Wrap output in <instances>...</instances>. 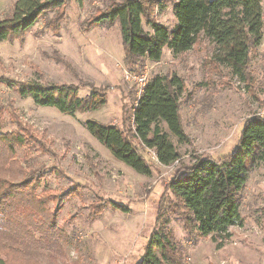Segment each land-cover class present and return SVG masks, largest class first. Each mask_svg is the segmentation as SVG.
<instances>
[{"label":"rangeland","instance_id":"obj_1","mask_svg":"<svg viewBox=\"0 0 264 264\" xmlns=\"http://www.w3.org/2000/svg\"><path fill=\"white\" fill-rule=\"evenodd\" d=\"M16 1L0 0V21L12 15ZM175 1L158 0L150 8V18L172 30ZM62 2L58 11L40 18L21 40L0 41V122L2 132L19 134L27 144L15 150L20 168L53 170L38 182L37 196L68 188H75L77 195L63 204L53 236L27 227L34 238L23 236L25 252L9 248L1 257L7 264H138L153 230L160 228L172 234L180 264H264V161H256L248 171L241 192V220L229 227L228 239L188 238L178 213L169 207L173 197L166 190L169 178L195 157L217 159L235 150L243 121L264 117V33L249 51L244 79L213 61L215 50L204 36L182 54L164 48L158 63L132 62L131 67L146 74L147 81L175 75L184 85L179 115L188 142H179L161 124L180 158L161 166L139 146L153 170L144 176L115 159L85 127L95 121L114 124L125 133L131 130L132 107L140 90L125 79L126 73H132L124 64L119 23L91 26L99 11L119 0ZM261 5L264 12V0ZM45 18L53 24L59 19L57 27L47 29ZM142 27L151 32L143 21ZM29 82L78 86L79 98L94 89L105 104L65 115L35 105L10 87ZM1 155L0 167L5 165L0 174L9 178L19 169L4 163ZM93 204H102L103 212L91 216Z\"/></svg>","mask_w":264,"mask_h":264},{"label":"trees","instance_id":"obj_2","mask_svg":"<svg viewBox=\"0 0 264 264\" xmlns=\"http://www.w3.org/2000/svg\"><path fill=\"white\" fill-rule=\"evenodd\" d=\"M157 2L119 0L99 11L91 21L94 28L111 27L118 21L128 72L140 75L131 67L133 61L158 63L164 48L173 54H182L191 50L199 37L204 36L215 50L213 61L245 78L249 51L258 46L264 33L262 0H176L173 4L176 24L172 30L150 18V8ZM62 6V0H17L12 15L0 21V41L21 40L40 18ZM58 21L53 24L45 18L44 26L55 28ZM142 21L151 32L143 29ZM10 87L21 97L32 99L39 107H51L69 116L96 110L105 104L98 95L100 92L94 89L89 95L79 98V87L73 85L29 82ZM183 88L182 80L175 75L156 76L147 81L132 107L130 132L125 133L114 124L95 121L86 122V130L115 159L138 174L150 176L153 171L151 163L139 146L153 153L156 163L161 166H170L180 158L161 124L166 125L179 142H188L179 115ZM24 141L19 134L2 132L0 122L2 161L9 162L10 167L17 165L19 169L11 172L9 178L4 177L6 173L4 176L0 174V264H7L1 252L4 254L9 248L19 254L25 252L23 236L34 238L27 227L38 234L53 236L57 232V216L63 204L77 195L75 188L52 195H36L38 182L53 170L29 169L26 172L20 168L14 154L16 148L26 144ZM256 161H264L263 116H251L243 121L236 148L228 155L217 159L195 157L189 166L169 178L166 190L173 197L171 202L169 200V207L178 213L188 238L193 241L210 236L216 242L230 237L229 227L241 220V192L248 171ZM4 165L2 163L0 169ZM48 201L52 202L53 210ZM102 206L93 204L91 216L103 212ZM158 220L159 217L156 223ZM3 242L8 245L6 249L1 244ZM179 255L180 249L172 234L156 228L138 264H180Z\"/></svg>","mask_w":264,"mask_h":264},{"label":"built area","instance_id":"obj_3","mask_svg":"<svg viewBox=\"0 0 264 264\" xmlns=\"http://www.w3.org/2000/svg\"><path fill=\"white\" fill-rule=\"evenodd\" d=\"M125 79L128 80V81H133L135 84H137L140 92L141 90L145 87L146 83H147V77H146V74H142V75H132V74H125ZM155 161H156V158L154 156V154L152 153Z\"/></svg>","mask_w":264,"mask_h":264}]
</instances>
